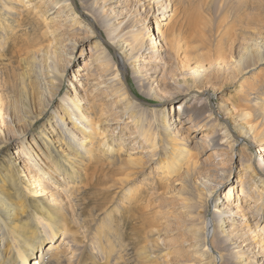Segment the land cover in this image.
I'll return each mask as SVG.
<instances>
[{
	"label": "bare ground",
	"instance_id": "bare-ground-1",
	"mask_svg": "<svg viewBox=\"0 0 264 264\" xmlns=\"http://www.w3.org/2000/svg\"><path fill=\"white\" fill-rule=\"evenodd\" d=\"M139 1L145 5L142 13L147 10V15L132 11L134 8L127 3L128 0H81L83 10H78L81 15L75 7L76 0H0V15L3 14L4 18L20 11L18 22L23 23L30 18L22 17L24 11L35 17L38 15L37 10H42L47 28H53L57 34L47 45L41 41L42 37H35V40L14 49V41L19 36L1 29L0 91H7V95L0 92V121L3 125H11V121L16 126V134L20 136L24 147V156L18 164L26 169L27 177L37 180L33 168L36 166L32 167L29 162L35 157L39 161L38 171L46 165L47 173L51 172L50 179L64 184L70 192L69 196H73L68 203H64L52 184L38 176L40 188L37 192L44 193L50 189L51 201L41 200L40 205L32 206L26 201L29 196L26 188L23 190L22 185L17 188L14 186L15 172L6 173L9 188L14 191L10 193L5 187L6 183L0 185V264H31L29 258L35 256L36 250H39V260L34 258L33 264H126L128 250H122L119 244H114L105 229L100 231L102 224L113 217L111 204L118 200L121 217L125 220L130 214L143 215L140 219L143 223L137 220L140 223L139 230L133 229L137 232L134 238H138L134 249L149 259L156 257L158 241L153 238V231L157 230L149 228L157 221V214L139 205L132 207L139 197L134 196L135 190L131 185V179L137 173L134 165L138 161L148 165L158 162L154 173V189L164 188L163 184L173 173L184 170L175 179L182 191L181 197L173 205L177 207L173 209L171 217L173 225L190 236L193 243L190 252L196 262L183 264H227L228 261H232V264H264V165L253 166V153L248 148L250 141L260 147V153L264 152V125L255 122L250 110L234 109L227 100L221 99L220 105L213 104L212 108L192 106L190 103L194 98L197 102L201 100L198 95L189 92L195 86H202L199 95L211 87L217 91L211 79L206 77L208 72L204 73L208 69L202 70L203 75L190 73L175 79V84L172 83L174 91L169 97H162L158 88L159 67L153 63L154 59L163 55L171 56L187 45L186 51L189 50L199 60H208L213 68L216 67L212 70L217 73L225 69V56L221 47L223 38L247 32L241 27L234 28L236 33L233 32L238 19L224 29L223 22L215 27L208 23L209 18L203 17V23L191 32V38L182 42L184 39L162 22L170 15H167L169 7H173L170 1ZM243 2L240 0L239 4ZM26 6L29 7L24 8ZM202 8L198 9L199 12ZM155 13L153 29L150 16ZM87 16L90 20H86ZM125 23L128 24L123 27ZM33 24L31 19L29 26L33 27ZM163 27H166L164 31ZM153 30L154 34L151 33ZM26 33L30 37V33ZM43 33L46 34V29ZM161 38L165 40L163 43ZM87 43L91 47L88 56L84 53ZM9 44H12L10 49ZM69 44L75 47L67 49ZM80 45L83 47L80 58L85 55L86 59L82 69L74 70V76H80L82 82L78 85L74 80L71 81L75 92L70 93L68 90L55 109L54 118L46 124L43 122L38 132L43 142H36V134L32 140L27 138V133L42 120L47 110L45 108L59 94L64 77L75 58V48ZM110 47L119 58L118 64L112 59ZM254 47H244L241 54L233 56L228 64L236 69L230 74L231 84L244 78L237 83V89L243 93H246V88H250L251 84H247L249 79L256 80L264 75V42L255 40ZM178 62L183 63L179 58ZM129 67L144 96L157 98L163 103L185 95L184 100L178 103L179 109L175 116L168 114L166 108L161 112H148L147 108L131 98L123 76V68L127 71ZM250 70L252 73L248 78L246 72ZM17 79L15 87L14 81ZM229 80L224 83L226 86L231 85ZM244 98L249 99V96L244 95ZM37 102L44 108L34 111L32 108L36 107ZM217 116L223 120L231 119L233 126L230 132L218 123ZM175 117L177 123L173 124ZM213 120L216 130L203 134L195 143L198 149L190 145V137L185 130L200 131ZM182 124H186V127ZM3 131L0 128V133ZM204 142L232 153L237 146L249 152L250 158L242 164L245 168L241 178L244 196L241 197L236 188L231 186L228 199L224 201L218 193L220 186L213 187L205 179L194 178L200 171L201 161L200 158L190 160L191 150L197 155L206 148ZM261 155L264 160V153ZM75 160L89 162L86 172L82 170L85 175L82 186L71 180L77 175V172H72L75 171ZM187 162L190 163L185 166ZM224 180L223 184H228L230 177L225 179L224 176ZM82 189L85 190L83 195ZM176 192L177 187H171L166 194ZM210 199L215 202L214 214L207 221L205 209ZM79 206L81 211L74 218L71 211L77 212ZM98 211L102 212L101 221L96 218L95 212ZM80 226L86 229V240L80 236ZM176 228H172V231ZM166 231L169 232L170 227ZM60 235L63 236L61 242L66 240L72 248L69 249L71 258L64 255V245L52 244ZM47 240L49 244L44 249L43 243ZM211 250L216 254H210ZM97 254L102 259L100 263Z\"/></svg>",
	"mask_w": 264,
	"mask_h": 264
},
{
	"label": "rangeland",
	"instance_id": "rangeland-1",
	"mask_svg": "<svg viewBox=\"0 0 264 264\" xmlns=\"http://www.w3.org/2000/svg\"><path fill=\"white\" fill-rule=\"evenodd\" d=\"M92 1L93 0H89V2H92ZM167 1L168 2L170 1L171 4H173V7L171 6L169 7V11L167 15L168 14L170 15L168 16L166 20L165 19L162 20V22H165L167 26H170L171 31L177 32V34L180 35L182 39H184L182 40V42L186 41V39L189 40V38H191L193 30L197 28V25H199L200 23H203V17L209 18L208 23L215 27L218 26L219 22H223L224 25L222 24L223 25L222 27H224V29L226 28L227 25H229V23L231 24L234 21H237L238 19L237 21L238 24L236 26L234 24L233 32L236 33L234 28L241 27V29H244L247 33L240 35V36H233L231 34L229 37L223 38L221 42V47L223 50V54L225 56V60H224L225 69H222L217 73H214L213 71L216 69V67L213 68V66L209 64L208 60H204V61L199 60L193 53H190L189 50L186 51L185 48L187 47V45L184 48L180 49L177 53L171 56L166 57L163 55V56H160L154 59L153 63L159 67L158 88H160L159 91H160L161 96L162 97L170 96L171 91H174L173 90L174 85H172V83L175 84L176 82L175 79H178V78L180 79L184 77V75L190 74V73L191 75L192 74L203 75L202 70L208 69L210 71L206 70L204 73L208 72L207 74L209 75L206 77L207 79L208 78L211 79L212 86H216L217 91H215L214 88L211 87L210 89L204 91L203 94L199 95L198 91L202 89V88L200 89V87L202 86L200 87L195 86L194 88L195 90L193 89V90H190L189 92L191 94H195L196 96L198 95L201 98V100L200 102H197L198 100L194 98L190 104L192 106L194 105L197 107L199 106V108L203 109V108H206V106L212 108L214 106L213 104H215V106H219L221 99H223L224 101L227 100L228 103L231 104V107L234 109L250 110V113L254 115L256 119L255 122L262 123L264 125V109H263L264 107V75H260V78L256 80L249 79L247 84H251L250 88L248 89L246 88V93H243L241 90L237 89L238 88L237 83H238V80H243L244 78L241 77L235 83L231 84L232 80L231 79L229 80V77H230L231 72L236 69H235V66L229 67L228 65L232 61L233 56H238L239 54H241L244 47L255 48L254 47L255 40L264 42V0H244L242 5L239 4L240 0H163V2H167ZM136 2H139V3H136ZM127 3H129L134 8V9H132V7L130 8L134 12L139 11L140 13H142V9L145 6L144 4L143 5L140 4L139 0H128ZM76 4L77 6L75 5V7H77V12L80 9L83 10L82 9L83 4L81 0H78V1L76 0ZM140 6L142 7L140 8ZM28 7L29 6H26L24 8H28ZM42 7L43 5H41V9ZM201 8L202 10L201 12H199ZM16 9H20V7L19 8L16 7ZM146 11L144 10L142 14L147 15ZM37 12H38V15L35 17L33 16L32 13H26V11H24L22 14V17L29 16L33 20V23H34L33 27L29 26L31 23L30 18L28 20L25 19L26 21H24L23 23L18 22V20L20 19V15H19L20 11H17L11 16L10 15L7 16L6 18H4L3 14L0 15V20H2V23L0 22V27H1L0 31L3 28V31L7 32L8 34H11L13 36H16V35L19 36L14 41L16 43V46L14 49L22 46L23 44H26L29 41L35 40V37H42L41 41L43 42L44 45H47L51 43L54 37L57 35L55 31L53 30V28H47L46 21L44 19L42 10H37ZM79 14L81 15V13ZM155 15L156 13L153 14V16H150L152 17L151 20H153L152 21L153 29L155 28V24H154ZM86 18H87L86 20H90V17L87 16ZM225 20H227V22ZM127 24L125 23L123 27H125ZM165 28L166 27H163L162 30L164 31ZM45 29H46V34L44 35L43 32ZM26 31L30 33V37H27ZM154 31L155 30L151 31V33L154 34ZM102 33L105 36L104 30H102ZM165 34L166 32H164V35ZM172 37L173 35L170 36V38ZM160 41L163 43L165 40L161 38ZM51 45L53 46V44ZM8 46L10 49L12 44H9ZM74 47L75 45L69 44L67 49H70V48L73 49ZM82 48L83 47L81 45L75 48V51H74L75 58L72 60V65L68 69L64 77L63 83L61 82L62 88L59 94L55 96L51 105L45 108L47 110L45 111L42 120L33 127V130L31 129L27 133L28 134L27 138L32 140L33 138H35V136L33 135L36 134V138H37L36 142L37 143L43 142L42 136L40 135V133H38L39 130L41 129V126L43 125V122L46 124L48 120H50L51 118H54V111L57 108L58 104L60 103L62 96L66 94L68 90H70V93L75 92V88L73 87L71 81L74 80L76 84L78 85L82 82V80H80V76L79 77L74 76L75 74L74 70H78L80 68L82 69V67L84 66V61L86 59L85 55L88 56L90 54L91 47L88 43L84 45L85 55L82 58H80V53L82 51ZM110 49L112 50L113 61L114 62L116 61V63L118 64L119 58H117L116 52L112 49V47H110ZM29 51L30 49L27 50V52ZM178 58L181 61H183V63L178 62ZM123 71H124L123 76H124L125 85L127 86L126 84V77H127L129 89L132 91L131 92L130 90H128V92L131 98L135 102H137L144 108H147L148 112H150V110L152 111L159 110V112H161V110L166 108L168 114L175 116V114L177 113L179 109L178 103L184 100L185 95L179 96L178 99H173V100L169 99L170 101H166L162 103L161 100L157 98H152L146 95L144 96L140 92L139 86L135 83L132 77L133 72L130 69V67L127 70L128 72L125 71L124 68H123ZM246 73H247L248 78L251 77V73H252L251 70L250 72H246ZM263 74H264V71H263ZM170 79L172 81H170ZM228 80L230 81V84H231L230 86L229 85L226 86L224 84L225 82H228ZM17 81L18 79L14 81L15 87H17ZM205 81H206V78H205ZM222 84L223 86L224 85L225 86L223 87ZM0 92H5V95H7L6 94L7 91L5 90L0 91ZM244 95L249 96V99H245ZM147 103H150V104H147ZM36 104L37 105L35 108L31 107L34 111L35 110L39 111L42 108H44V107H41L40 105L41 103L37 102ZM180 109L182 110V107ZM218 112L220 111L218 110ZM220 114L223 115L222 112H220ZM217 119H219L218 123H220L223 127H225L230 132V129L233 126L231 125L232 124L231 119L223 120L219 116H217ZM173 121H174L173 124L177 123L176 117L173 119ZM10 124L11 125H3L2 120L0 121V128H2L4 130L3 132L6 133V134H4L3 132L0 133V185L2 184L4 186V184L6 183L7 185L5 184V187H7L9 189V192L12 193L14 190L12 188H9L10 184H9L8 178H6V173H10L14 171L15 173L14 172L13 173L14 175H16V184H17V185L14 184V186H16V188L21 185L24 186L22 187V189L25 190L24 188H26V192L27 194H29V196H27L28 200H26L27 203L32 206H38L42 203L41 200L45 202L51 201V197H49L50 189H46L44 193L37 192L39 191V188H40L37 180L39 177L40 178L44 177L45 179H47V181H49L52 184L53 189L56 190V194L60 198H63L64 203H68L70 199H73V196H69L70 192L66 190V188L64 187V184L60 185V183L55 182L53 179H50L49 174L51 172L47 173V171L45 170V168L47 167L46 165H44L43 169L40 172L38 171L39 165L37 164L39 163V161L35 157L32 160L30 159L29 162H30V165H32V167L36 166L33 168L35 170V174L37 173V176L35 177L37 180L35 181L34 178L30 180L27 177L26 169H23L22 166L18 164L19 159L24 156V147L22 146V141L20 139V136L16 134V130H15L16 126L12 124L11 121H10ZM183 126L186 127V124H184ZM215 127H216V123L213 120L212 123L207 124L200 131L199 130L193 131V130H188V129L187 131L185 130V133L188 134V136L190 137V141H191L190 145H193L194 148L198 149V146L195 143L198 142L199 139L205 135L206 131L213 132L214 130H216ZM180 130L181 128H179V131ZM50 137L52 138L54 136H50ZM42 145H45V144H42ZM204 145L206 146V148L204 150H200V153H198L197 155H195L193 150H191L192 157L190 158V160L192 161L196 158L197 159L200 158V161H201L200 171L199 173L195 174L194 178H197V179L201 178L203 180L205 179L204 181H206V183H209V185L213 187L220 186L218 193L221 194L224 201L228 199V190L231 186H234L236 188V192H238V194L241 197L244 196L245 192L241 191V178L243 177L242 175L245 171L244 170L245 168L244 166H242V164L246 163V161L250 158V155H249V152H250V153H253V157H254L252 161L253 166L258 167L259 164L264 165V160L262 159V155H261L264 152L262 151L260 153V147H257L256 144H253L250 141H249V147H248L249 152L245 148L238 147V146L236 147L235 152L232 153L228 149L219 150L218 147L214 148L215 146H208V142H204ZM36 148H38V144L36 145ZM157 163H153V164L150 163L148 165V164H144L143 161L136 162V164L134 165V168L137 170V173L131 179V185L134 187V190H135L134 196L139 195L137 201L133 204L132 207L139 205L140 207L152 209L153 212L157 214V221L149 228L151 229V227H153L157 230V231H153L154 232L153 238L158 241V244L156 247L157 256L149 259L148 257L144 256V254L134 249L135 241L138 238L135 239L136 238L135 233L137 232H134L133 229H135L136 231V229L138 228L137 230H139L140 223L138 221L143 218V215L138 214V213L130 214L128 215V218L125 220L124 218L121 217L122 213H121L120 206L118 204L119 200L114 201L111 204L112 205L111 210L113 211V213L112 212L111 213L113 217L110 218L109 221H107L106 223L102 224L103 228L100 231L105 229L106 235H108L112 239V242L114 244L116 245L119 244L122 250H128L126 264H181V263L183 264V262L194 263V261L196 262V259L193 260V256L191 255V252H190V246L193 244L191 241V238L187 232L180 231L178 228H176L173 225L172 223L173 217H171V214H173L172 213L173 209L177 207V206L173 207V205L181 197L180 191H182L180 190L181 185L175 179L179 177L184 172V170L177 171L173 173L172 175L169 174L168 177L170 175L171 176L163 184L164 188L162 187L161 189H158L156 187L154 189L155 175H156L154 173L156 172ZM188 163L190 162H187L185 166ZM75 165H76L75 171H72V172H77V175H74V178L73 179L71 178V180L75 181L77 185L79 184L78 186H82V184L85 183L84 171L86 172V168L88 167L89 162L87 160L86 161L83 160L82 162H78L75 160ZM185 166H183L184 169H185ZM226 175L230 177V182L228 184H223L226 181L224 180V176H225V179L228 178L226 177ZM171 187H174V188L177 187V192L175 194L172 193L171 195H167L166 193L168 192V189ZM81 192L83 195V192H85V190L82 189ZM82 206L83 205H81V207ZM214 206H215L214 200L210 199L207 202V206L205 209V219L207 221L212 219L213 217ZM81 207L79 206L77 212H74V210L70 208V210H72L71 216L75 218L76 214L81 211ZM128 211L130 210L128 209ZM95 214L97 215L96 217L97 221L98 220L101 221L102 212L98 211V212H95ZM140 222L143 223L144 221L140 220ZM95 227L96 225L93 227V229ZM168 227H170V231H169L170 233L166 231ZM172 228H176V230L172 231ZM79 230L81 232L80 236L82 237V239H85L86 229L80 226ZM62 239H63V236L60 235L59 238L57 237L55 239L56 242L52 244H55V245L62 244V246L64 245L62 247V248L65 247L66 249L64 255H67V258H71L72 252L69 249H72V248L69 247L70 244L66 240L61 242ZM121 240L123 241V243H121L122 242ZM48 244H49V240L43 243L44 249H46ZM221 250L222 249H220V251ZM210 254L215 255L216 253L213 254L211 250ZM38 256H39V250H36L35 256H31L29 258V260L31 261V264H33L34 258L38 259ZM98 258H99V263H100V260L102 259L99 255H98ZM231 262L228 261L227 264H232Z\"/></svg>",
	"mask_w": 264,
	"mask_h": 264
},
{
	"label": "water",
	"instance_id": "water-1",
	"mask_svg": "<svg viewBox=\"0 0 264 264\" xmlns=\"http://www.w3.org/2000/svg\"><path fill=\"white\" fill-rule=\"evenodd\" d=\"M126 84H127V88H128V90H130L127 81H126ZM130 91H131V90H130ZM131 92H132V91H131ZM134 96H135V95H134ZM147 104H150V103H147Z\"/></svg>",
	"mask_w": 264,
	"mask_h": 264
}]
</instances>
